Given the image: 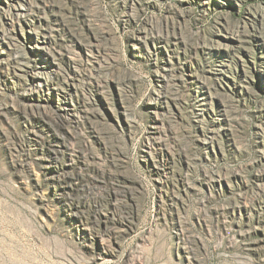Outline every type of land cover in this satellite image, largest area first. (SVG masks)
Masks as SVG:
<instances>
[{
	"label": "rangeland",
	"instance_id": "374dc122",
	"mask_svg": "<svg viewBox=\"0 0 264 264\" xmlns=\"http://www.w3.org/2000/svg\"><path fill=\"white\" fill-rule=\"evenodd\" d=\"M0 264H264V0H0Z\"/></svg>",
	"mask_w": 264,
	"mask_h": 264
}]
</instances>
